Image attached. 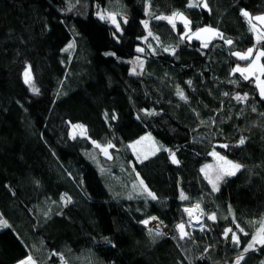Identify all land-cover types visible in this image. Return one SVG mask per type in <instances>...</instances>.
Wrapping results in <instances>:
<instances>
[{"label":"trees","instance_id":"obj_1","mask_svg":"<svg viewBox=\"0 0 264 264\" xmlns=\"http://www.w3.org/2000/svg\"><path fill=\"white\" fill-rule=\"evenodd\" d=\"M204 1L0 0V264H264V245L245 251L264 225V99L233 73L264 51L253 20L264 0ZM173 12L223 38L182 40L183 25L155 18ZM145 133L163 149L137 160L128 143ZM91 140L111 142L110 158ZM212 151L241 165L216 191L201 172ZM195 204L203 234L186 227ZM152 217L169 236L145 226Z\"/></svg>","mask_w":264,"mask_h":264},{"label":"snow or ice","instance_id":"obj_2","mask_svg":"<svg viewBox=\"0 0 264 264\" xmlns=\"http://www.w3.org/2000/svg\"><path fill=\"white\" fill-rule=\"evenodd\" d=\"M197 6H200V5L197 4V3H193L192 0H189L188 7L191 8V7H197ZM202 6L204 8L208 7L207 3L203 2V0H202ZM241 11H242V15H244L245 17L249 16L248 12H246L244 10H241ZM104 18H105L104 16H101V19H104ZM108 18L111 19L114 24L116 23L114 16H109ZM155 18L156 19H160V20H167L169 24H172L173 28L176 27V24H175L176 20L182 21L183 25H184V28L186 30H188V32H186L184 35L181 36L182 40L183 39L191 40L193 37L199 40V39H201V34L202 33H210L211 36L223 38V36H222V34L220 32H218V31H216V30H214V29H212L210 27H204V28L198 29L197 31H191V29L189 27L190 21L181 12H173L171 16H157ZM255 19L260 20V21H264V16H257V17H255ZM142 23L144 24V27L147 29V27H148L147 21H143ZM116 28H117V31L120 30L118 24L116 25ZM188 33H190V34H188ZM151 35H152V33L149 32V36H151ZM154 39H158V38L154 37ZM257 40L258 41L264 40V33H261L260 35H258L257 36ZM225 43H227L228 45H231L233 42L231 40H225ZM72 47H73L72 44L68 45V48H72ZM203 47H207V44L205 43L203 45ZM168 50L169 49H165V51H168ZM65 51H67V49H65ZM136 51L137 52H143L144 49L138 47L136 49ZM172 51L174 52L175 49H172ZM252 53H253V49L250 48V49H248L247 53L242 54L240 52H233L232 55L236 56L239 60H248L252 56ZM109 55H112V54L109 53ZM261 57H264V51H260V52L256 53V58L251 61V63L249 64V66L247 68H241V67L237 66L236 68L233 69V73L240 72L243 75L244 73L252 72L257 67L259 68V71L261 73H264V65H257V61ZM140 67L141 68L143 67V62L142 61H140ZM24 76H25L24 82L31 86V80H30L29 71L26 70L25 73H24ZM248 78L249 77L247 75H244V79L245 80H247ZM188 83L191 84V81H189ZM32 91L33 92H37L38 90L35 89L34 87H32ZM177 95H179L181 99H186V97L184 95V92L181 89H179V88H177ZM225 95H228V94L225 93ZM260 97H261V99H264V81H261ZM235 99L242 101V100H246L247 97H246V95L245 96L237 95L235 97ZM149 114H154V113H149ZM113 119H115V116H113ZM73 127L74 128H80L83 131V126H81V125H73ZM73 138H75L74 135H73ZM151 139L152 138H151L150 135L149 136H145V137H141L140 140L136 141L135 144L129 145V147L133 148V150L135 151L136 145L140 144L144 140H149L150 141ZM93 143H94L95 147L101 148V151L106 156H108V148L114 147V145H112L111 142H109L107 147H101L99 144H96L95 142H93ZM240 143L243 144L244 140L241 139ZM222 147H227V146L224 145ZM158 151H160V148L159 147H155V145L153 144V147L148 151L147 154H144L143 158L147 159L148 155H155L156 152H158ZM165 151H168V150L165 149ZM211 155L214 156V157H217L218 160L223 161V163L222 164H218L216 166L205 165L204 168H201V172L204 173L205 179H207L208 182L212 185L213 191H216V190H218V182L221 181L225 176L235 175V172L240 169L241 165L235 164V163H232L229 160H226L224 157L219 156V154L216 153L215 151H213L211 153ZM170 156H171L172 162L174 164L178 163V161L175 158V153H170ZM138 159H139V157H138ZM141 185H143V181H141ZM145 191H147L146 188H145ZM148 195L152 199H156V197H155V195L153 193L148 192ZM62 199H64V197H62ZM181 199L184 200V199H187V197H185L183 195V193H181ZM68 202H70V198H69ZM199 208H200V205L196 204L194 206V209L186 208L184 211L187 212L189 214V216L191 217L192 214H193V211L194 210H199ZM152 219H156V218L152 217ZM208 219L214 220L215 216L211 215V216L208 217ZM143 223L147 224L148 221L147 220L143 221ZM8 227H10L8 222L6 220H4L3 218H0V228H8ZM237 227H239V225H237ZM177 228L180 231V238L181 239H183L184 237H186L188 235V233L184 231V225L183 224H178ZM240 230L243 231V229H240ZM231 231H232L231 229H226L225 230V235H227V233L231 232ZM245 235H247V233H245ZM231 238H232L234 243H236L237 245L239 244V237L234 232L232 233V237ZM255 243H259L261 245H264V225L261 226V228L258 231L257 235L252 237V242L249 243L248 248H246L245 251H248L249 249H251L253 247V244H255ZM19 264H34V262L32 261L31 256H29L25 260H21L19 262Z\"/></svg>","mask_w":264,"mask_h":264},{"label":"rangeland","instance_id":"obj_3","mask_svg":"<svg viewBox=\"0 0 264 264\" xmlns=\"http://www.w3.org/2000/svg\"><path fill=\"white\" fill-rule=\"evenodd\" d=\"M203 2H205L204 0H203ZM112 10V11H111ZM111 10L110 9H108V17L109 16H116L118 13L117 12H115V10L114 9H112L111 8ZM159 16H171V15H159ZM257 16H264V14H262V15H257ZM257 16H255V17H257ZM255 17L253 18V20L255 21V23L259 26V27H261L262 28V30L261 29H259L258 27H255L254 28V35H255V37L257 38V36L258 35H260L261 33H264V21H260V20H257V19H255ZM110 21H112L111 19H110ZM116 21V20H115ZM164 21H167V20H164ZM168 22V21H167ZM177 23H179V24H181V25H183V22L182 21H180V20H176L175 21V24H177ZM172 25V24H171ZM184 26V25H183ZM190 27V26H189ZM205 27H207V26H205ZM202 28H204V27H202ZM211 28V27H210ZM147 29H148V27H147ZM200 29V28H199ZM197 31V30H196ZM186 32H188V30H186L185 28H184V33H183V35L186 33ZM188 34H190V33H188ZM213 38H216L215 36H211V34L210 33H202L201 34V39H199V41L200 42H202L203 44H205V43H207V42H209L210 40H212ZM192 39H196V38H192ZM191 39V40H192ZM196 40H198V39H196ZM151 47V46H150ZM154 47H151V49L152 50H154L153 49ZM258 52H260L259 50L258 51H256L255 52V54H254V56H253V58H252V60H254L255 58H256V53H258ZM129 62V64H130V67H131V71L133 72V73H137L138 72V67L141 69V67H140V60H139V58H137V59H131V60H129L128 61ZM143 62V65H144V60L142 61ZM251 63V62H250ZM249 63V64H250ZM249 64L248 65H246V66H242L241 68H247L248 66H249ZM257 65H262V57L257 61ZM143 68V67H142ZM258 70H259V68L257 67L255 70H253L252 71V73H253V75H256V76H260L259 75V73H258ZM240 73V72H239ZM241 74V73H240ZM247 75V73H244L243 74V76L244 75ZM242 75V74H241ZM261 76H263V73H261ZM249 78H253L254 79V83H255V77H249ZM262 79H263V77H262ZM262 81H264V79L262 80ZM255 85H256V83H255ZM260 86H261V84H260V81L258 82V87H259V90H258V92H259V94H260ZM257 87V86H256ZM258 89V88H257ZM73 125H81V126H83L82 124H78V123H70V129H69V135H70V137L71 138H73V135L76 137V136H80V137H87V131H86V128H85V126H83V131L80 129V128H74L73 127ZM150 134L149 133H145V134H143L142 136H140L139 138H137L136 140H134V141H132V142H130V143H128V146L129 145H131V144H135V142L136 141H138V140H140V138L141 137H145V136H149ZM151 136V135H150ZM151 140L149 141V140H144V141H142L140 144H138V145H136V148H135V151L133 150V148H130V150L134 153V155H135V157H136V159L137 160H143L144 158H143V156H144V154H147L148 153V151L153 147V144L155 145V147H159L160 148V150L161 149H163V145L159 142V141H157L155 138H153V136H151ZM91 142L93 143V142H95L96 144H99V143H97L96 141H93V140H91ZM94 144V143H93ZM100 145V144H99ZM95 146V145H94ZM101 147H107V145H100ZM97 149H98V151L100 152V154L101 155H103L104 157H108L109 158V148H108V156H106L102 151H101V148H98V147H96ZM213 152V151H212ZM211 152V153H212ZM216 153H218L219 154V156H222V157H224L226 160H229V161H231L232 163H235V164H238L237 162H234V161H232V160H230L229 158H227L226 156H224L223 154H221V153H219V152H217V151H215ZM149 156H151V155H148V157ZM212 156V155H211ZM138 157H139V159H138ZM172 160V159H171ZM223 163V161H220V160H218V158L217 157H214V156H212V162H210V163H208V164H205V165H213V166H216V165H218V164H222ZM205 165H203L201 168H204L205 167ZM241 168V167H240ZM237 172V171H236ZM235 172V173H236ZM204 174V173H203ZM117 177H119V175H116ZM208 181V180H207ZM211 185V184H210ZM218 185H219V182H218ZM212 186V185H211ZM161 222V221H160ZM163 223V222H162ZM187 225V224H186ZM148 228V227H147ZM26 258H28V257H26ZM26 258H24V259H22V260H25ZM33 261V260H32ZM20 262V261H19ZM19 262L17 263V264H19ZM34 262V261H33ZM35 264V263H34Z\"/></svg>","mask_w":264,"mask_h":264},{"label":"bare ground","instance_id":"obj_4","mask_svg":"<svg viewBox=\"0 0 264 264\" xmlns=\"http://www.w3.org/2000/svg\"><path fill=\"white\" fill-rule=\"evenodd\" d=\"M191 209H194V208H191ZM201 211L200 210H194L193 211V214H192V216L190 217L191 219H192V221L195 223L197 220H200V217H201V213H200ZM204 213V212H203ZM189 215V214H188ZM157 220V219H156ZM147 221H149V220H147ZM203 222H204V218H203ZM148 226H150V229L151 230H154V231H157V232H159V233H161L162 235H164V236H169V229H168V227L165 225L164 226V228H163V224L160 222V221H153V220H151L150 222H149V224H148ZM158 229H157V228ZM186 227H188L189 229H191V230H194V231H196L195 229H192V228H190L189 226H186ZM205 230H207V228L206 227H204L203 229H202V231H196V232H198L199 234H203L204 232H205ZM162 231H164V233L162 232ZM166 231V232H165Z\"/></svg>","mask_w":264,"mask_h":264},{"label":"built area","instance_id":"obj_5","mask_svg":"<svg viewBox=\"0 0 264 264\" xmlns=\"http://www.w3.org/2000/svg\"><path fill=\"white\" fill-rule=\"evenodd\" d=\"M196 205V204H195ZM195 205H192V206H190V207H188L189 209H191V208H194V206ZM199 210L201 211L200 213H201V217H200V220H197L195 223L192 221V219L189 217V215H188V213L187 212H185V217H186V224H187V226H189L190 228H192V229H195L196 231H202V229L205 227L204 226V224H203V218H204V213H203V210H202V208L200 207L199 208ZM149 221H148V223L147 224H145V226L146 227H148V228H150V226H148V224H149V222L151 221V220H153V221H157L156 219H152V218H149L148 219ZM159 221V220H158ZM162 223V222H161ZM163 224V228H164V226H165V224L164 223H162ZM157 228V227H156ZM158 229V228H157ZM163 233H164V231H162ZM166 232V231H165Z\"/></svg>","mask_w":264,"mask_h":264},{"label":"crops","instance_id":"obj_6","mask_svg":"<svg viewBox=\"0 0 264 264\" xmlns=\"http://www.w3.org/2000/svg\"><path fill=\"white\" fill-rule=\"evenodd\" d=\"M246 53H247V52H246ZM258 73H259L260 76L253 75L252 72L247 73V76H248V77H255V83H256V86H257V88H258V90H259L258 82L260 81V84H261V81H262L263 79H262V76H261V72H260L259 70H258ZM245 75H246V74H245Z\"/></svg>","mask_w":264,"mask_h":264}]
</instances>
